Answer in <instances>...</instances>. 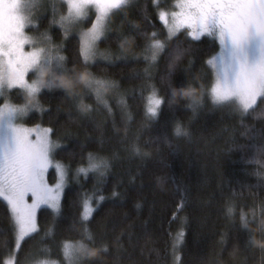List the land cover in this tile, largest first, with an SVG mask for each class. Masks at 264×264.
I'll list each match as a JSON object with an SVG mask.
<instances>
[{"label":"trees","instance_id":"16d2710c","mask_svg":"<svg viewBox=\"0 0 264 264\" xmlns=\"http://www.w3.org/2000/svg\"><path fill=\"white\" fill-rule=\"evenodd\" d=\"M157 7L153 0H133L110 16L109 29L98 41L108 59L97 58L87 66L93 75L115 85L102 93L104 103L85 95L91 111L84 114L61 88H44L37 97L40 107L25 118L27 125L52 130L51 138L59 143L54 157L71 170V178L60 199L61 212L54 215L47 207L39 208L37 230L21 242L14 264L62 261L61 242L80 239L75 221L85 193L104 197L88 226L96 236L90 247L106 242L108 252L84 258L83 264H173L172 246L178 236L175 264H264V252L245 244L249 231L258 236L257 224L251 222L245 230L239 221L241 211L251 216L253 209L256 220L261 219L264 177L258 173L264 172L260 162L264 157L256 146L264 143V118L248 117L246 130L238 116L213 105L207 95L195 109L189 106V96L179 91L172 95L173 89L191 88L199 97L201 86L210 87L213 72L204 62L218 44L209 36L192 39L181 29L145 75L143 47L148 34L167 36ZM58 11H66L62 2ZM37 21L29 32H48L57 40L66 67L82 71L79 37L62 38L49 12ZM177 46L184 52L173 61ZM147 84L164 98L156 119L145 115ZM76 91L86 90L78 85ZM10 94L14 103L24 102L20 90ZM176 122L187 129L186 135L175 134ZM133 144L139 145L140 154L132 151ZM89 152L108 160L107 171L103 176L99 172L74 176L72 171L87 163ZM228 202L234 205V216L226 214ZM118 236L119 247L114 243ZM13 237L7 204L0 199V264L12 249Z\"/></svg>","mask_w":264,"mask_h":264},{"label":"snow or ice","instance_id":"6c2138e0","mask_svg":"<svg viewBox=\"0 0 264 264\" xmlns=\"http://www.w3.org/2000/svg\"><path fill=\"white\" fill-rule=\"evenodd\" d=\"M66 11L53 22L61 26L65 34L83 18L89 10L95 8V19L80 36L79 54L83 70L66 67L65 57L59 45L51 44L45 34L41 40L29 35L25 29L33 26L35 21L31 12L36 7V0H0V198L7 203L9 223L17 245L23 237L35 233L37 229L36 208L41 203L47 204L53 214L62 209L60 193L67 176V166L60 161H53L57 142L49 133L51 129H40L34 126L28 129L16 123L26 112L40 107L38 95L44 88H61L70 97L79 112L87 114L91 105L84 103L85 95H92L98 103H104L102 93L115 87L114 83L93 75L88 64L96 55V43L103 37L107 20L110 16L129 7L131 0H62ZM156 3V0H153ZM55 12L56 5L53 4ZM159 21L164 25L167 36L156 38L161 33L148 34L143 47L146 64L145 75L168 47V42L177 39L181 29H187V36L199 39L207 35L214 37L218 51L205 60V65L213 72L210 87L201 86L200 96L193 95V90L173 89L181 95L189 96L190 107L195 109L207 95L217 107H227L230 112L240 118L241 126L246 130L248 117L264 118V0H174L170 12L160 9L157 13ZM41 43L36 47L34 44ZM123 43V42H122ZM27 45V50H25ZM184 49L177 46L172 60L178 59ZM171 67V63L169 65ZM35 74L29 80L27 76ZM86 90L76 91L77 86ZM149 89L145 97V115L156 119L163 105L156 88L147 84ZM14 88L23 90L26 100L23 104H13L5 97V91ZM110 110V109H109ZM174 132L186 135L187 129L176 122ZM35 133V139H33ZM133 152L140 154L139 145L131 146ZM257 153L264 157V143L256 146ZM146 154V153H145ZM55 163L56 183L50 185L45 172ZM264 163V160L260 161ZM109 167L108 160L96 153L87 154V163L80 164L76 172H99L105 174ZM264 177V172L258 173ZM31 194V202L26 199ZM113 196L118 195L113 191ZM95 200V204L92 200ZM103 196H91L85 193L79 204V217L75 221L80 225V239L61 242L63 260L36 259L33 264H83L84 258L98 257L108 252V244L101 242L98 247H90L96 242L95 234L89 228V218ZM179 207V205L177 206ZM226 214L234 216V205L226 204ZM259 221L256 220L255 209L249 216L241 211L240 227L247 230L249 223L257 224L258 236L249 231L246 246H255L264 252V204L260 206ZM119 236L114 243L119 247ZM179 236L173 242L174 262L179 260L176 246ZM91 264V261H89Z\"/></svg>","mask_w":264,"mask_h":264},{"label":"rangeland","instance_id":"374dc122","mask_svg":"<svg viewBox=\"0 0 264 264\" xmlns=\"http://www.w3.org/2000/svg\"><path fill=\"white\" fill-rule=\"evenodd\" d=\"M133 0H131V2H132ZM163 0H156V6H158L157 7V13H158V11L160 10V9H164V10H167V11H171V10H173V6H174V0H171V2H170V5H166L165 7H162V6H159L158 4L160 3V2H162ZM62 2V0H36V7H34V9L32 10V12H31V17H32V19L35 21V24L33 25V26H29V27H27L26 29H25V31L26 32H28V34L29 35H31V36H33L34 38H36L38 41L39 40H41L42 39V37H43V35H47L49 38H50V43L51 44H53V45H59L58 43H57V40H54V38L52 37V35H50L48 32H43V33H36V32H33V33H30L29 32V29L30 28H36L37 27V25H38V21H37V18L40 16V15H42V14H44L45 12H49L51 15H52V17H56V18H58L60 15H61V13L58 11V5L60 4ZM63 3V2H62ZM53 4H55L56 5V8H55V12L53 11V7H52V5ZM65 6V5H64ZM65 8H66V6H65ZM95 14H96V10H95V8H91L90 10H89V14H88V16H86L85 18H83L82 19V21L80 22V23H77V24H75L69 31H68V34L66 35L65 34V32H64V30H62V28H61V26L59 25V24H57V23H54L53 24V27H56V28H58L59 30H60V35H61V37L62 38H65V37H68V36H70V35H73V34H75L76 36H78L79 37V39H80V36H81V34L83 33V32H85L89 27H91V25L89 26V27H85L84 28V23L86 22V20H88L89 19V17L90 16H92V19H91V24H92V20L93 19H95ZM109 21H110V17L108 18V20H107V23H106V28H105V31H104V35H105V33L107 32V29H109ZM87 23V22H86ZM186 33H187V30H186ZM204 36H207V35H204ZM204 36H202V37H204ZM202 37H200V38H202ZM209 37H211V36H209ZM199 38V39H200ZM211 38H213L214 39V37H211ZM101 39V38H100ZM99 39V40H100ZM98 40V41H99ZM215 40V39H214ZM98 41H97V43H96V55H95V57L92 59V60H94V59H97V58H100V59H108L107 57H106V54H105V52H102V50L99 48V46H98ZM216 41V40H215ZM33 46H36V47H39V46H42V44L41 43H37V44H34ZM27 45H25V50H27ZM217 51H218V49H217ZM216 51V52H217ZM108 56V55H107ZM92 60H90V61H92ZM27 78L29 79V80H31V79H33V78H35V74H32V75H29V76H27ZM14 89H18V90H20L21 91V93H22V95H23V97H24V102H25V100H26V96H25V94H24V92H23V90H21V89H19V88H14ZM14 89H11V90H7L6 89V91H5V97L7 98V99H9V100H11V91L12 90H14ZM11 102L13 103V104H23L24 102H21V103H14L12 100H11ZM2 103H4V99H2V98H0V104H2ZM32 110H34V109H31V110H29L28 112H26L19 120H17L16 121V123L17 124H19V125H22V126H24V127H26V128H28V129H31V128H33L34 126H36V127H38V128H40V129H44V127H41V126H38V125H27L26 123H25V118L27 117V115L32 111ZM49 136H50V133H49ZM33 139H35V133H33V137H32ZM50 138H51V136H50ZM52 139V138H51ZM53 140V139H52ZM54 141V140H53ZM55 142H57V141H55ZM57 144H58V146H59V143L57 142ZM53 161L55 162V161H57L56 159H55V157L53 156ZM53 162V164H51L50 166H49V168L46 170V172H45V177H46V180H47V182L50 184V185H53V184H55L56 183V168H55V163ZM65 165V164H64ZM73 172V174H74V176H76L77 175V177L79 176V175H82V174H84V173H81V174H79L78 175V173L76 172V170H73L72 171ZM53 174L52 175V177H49V174ZM71 174V170L67 167V176H66V178H65V183H64V186H63V189L61 190V193H60V199H61V196H62V193H63V191H64V189H65V187L67 186V184H68V180H70V175ZM0 199H2L3 200V198H0ZM26 199L29 201V202H31V194L29 193V194H27V196H26ZM4 201V200H3ZM5 203H6V201H4ZM7 204V203H6ZM41 207H47V208H49V209H51L47 204H43V203H41L40 205H38V207L36 208V218H37V212H38V210H39V208H41ZM52 210V209H51ZM37 230V229H36ZM32 233H30V234H28L27 236H29V235H31ZM26 236V237H27ZM26 237H23L22 239H21V241H20V243L17 245V243H16V241H15V236L13 237V246H12V249H11V251L5 256V258H4V264H14V257H15V253H16V251L18 250V248H19V246H20V244H21V242L26 238Z\"/></svg>","mask_w":264,"mask_h":264},{"label":"flooded vegetation","instance_id":"af4514ba","mask_svg":"<svg viewBox=\"0 0 264 264\" xmlns=\"http://www.w3.org/2000/svg\"><path fill=\"white\" fill-rule=\"evenodd\" d=\"M185 30H187V29H185Z\"/></svg>","mask_w":264,"mask_h":264}]
</instances>
